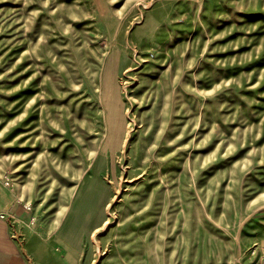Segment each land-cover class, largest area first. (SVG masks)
Segmentation results:
<instances>
[{
	"label": "rangeland",
	"instance_id": "obj_1",
	"mask_svg": "<svg viewBox=\"0 0 264 264\" xmlns=\"http://www.w3.org/2000/svg\"><path fill=\"white\" fill-rule=\"evenodd\" d=\"M0 213L32 264H250L264 0H0Z\"/></svg>",
	"mask_w": 264,
	"mask_h": 264
},
{
	"label": "crops",
	"instance_id": "obj_2",
	"mask_svg": "<svg viewBox=\"0 0 264 264\" xmlns=\"http://www.w3.org/2000/svg\"><path fill=\"white\" fill-rule=\"evenodd\" d=\"M0 264H32L25 244L19 236L15 234L8 218L1 215ZM262 264H264V260L262 261Z\"/></svg>",
	"mask_w": 264,
	"mask_h": 264
},
{
	"label": "built area",
	"instance_id": "obj_3",
	"mask_svg": "<svg viewBox=\"0 0 264 264\" xmlns=\"http://www.w3.org/2000/svg\"><path fill=\"white\" fill-rule=\"evenodd\" d=\"M0 215L4 216L2 213H0ZM257 250H259V254L250 264H262V261L264 260V246L256 245L253 249V253L257 252Z\"/></svg>",
	"mask_w": 264,
	"mask_h": 264
},
{
	"label": "bare ground",
	"instance_id": "obj_4",
	"mask_svg": "<svg viewBox=\"0 0 264 264\" xmlns=\"http://www.w3.org/2000/svg\"><path fill=\"white\" fill-rule=\"evenodd\" d=\"M128 111H129V110H128ZM129 115H130V114H129ZM129 119H130V118H129ZM133 120H134V119H133ZM134 121H135V120H134ZM144 123H146V122H144ZM106 124H107V123H106ZM130 127H131V126H130ZM136 127H137V126H136ZM134 129H135V128H134ZM129 130H130V128H129ZM134 131H135V130H134ZM129 133H131V132H129ZM173 135H174V134H173ZM130 137H131V136H130ZM133 138H134V137H133ZM128 139H129V138H128ZM128 139H127V140H128ZM132 141H134V140L132 139ZM127 142H128V141H127ZM164 142H165V141H164ZM167 146H168V145H167ZM144 147H145V146H144ZM170 147H172V146H170ZM125 148H126V147H125ZM129 150H130V149H129ZM160 151H161V150H160ZM166 151H167V150H166ZM164 152H165V151H164ZM159 153H160V152H159ZM142 157H143V156H142ZM172 157H173V156H172ZM175 158H176V157H175ZM167 160H168V159H167ZM162 162H163V161H162ZM159 163H160V162H159ZM159 163H158V164H159ZM171 163H172V162H171ZM163 164H164V163H163ZM166 164H167V163H166ZM161 165H162V164H161ZM155 166H156V165H155ZM171 166H172V165H171ZM158 167H159V166H158ZM149 168H150V167H149ZM151 170H152V169H151ZM155 170H156V169H155ZM148 171H149V170H148ZM140 172H141V171H140ZM156 174H157V173H156ZM146 175H147V174H146ZM157 180H159V179H157ZM157 180H156V181H157ZM156 181H155V182H156ZM145 183H146V182H145ZM110 212H111V211H110Z\"/></svg>",
	"mask_w": 264,
	"mask_h": 264
},
{
	"label": "water",
	"instance_id": "obj_5",
	"mask_svg": "<svg viewBox=\"0 0 264 264\" xmlns=\"http://www.w3.org/2000/svg\"><path fill=\"white\" fill-rule=\"evenodd\" d=\"M240 264V263H239Z\"/></svg>",
	"mask_w": 264,
	"mask_h": 264
}]
</instances>
